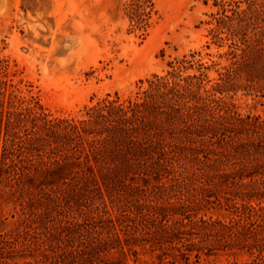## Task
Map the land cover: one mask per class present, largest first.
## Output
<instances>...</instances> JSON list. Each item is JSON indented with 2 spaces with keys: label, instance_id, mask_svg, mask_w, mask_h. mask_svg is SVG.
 <instances>
[{
  "label": "trees",
  "instance_id": "16d2710c",
  "mask_svg": "<svg viewBox=\"0 0 264 264\" xmlns=\"http://www.w3.org/2000/svg\"><path fill=\"white\" fill-rule=\"evenodd\" d=\"M212 1L229 62L215 80L218 64L184 58L75 118L0 78V209H18L0 264H127L141 251L159 264H264V110L235 102L264 107V0ZM153 9L130 0L127 15L143 30Z\"/></svg>",
  "mask_w": 264,
  "mask_h": 264
},
{
  "label": "rangeland",
  "instance_id": "374dc122",
  "mask_svg": "<svg viewBox=\"0 0 264 264\" xmlns=\"http://www.w3.org/2000/svg\"><path fill=\"white\" fill-rule=\"evenodd\" d=\"M129 4L130 0H0V78L14 87L9 90L37 98L54 116L79 118L86 107L108 96L135 97L146 81L165 76L171 64L184 58L218 64L210 71L212 80L229 64L219 58L228 51V43H218L211 33L212 15L219 11L212 0H154L143 30L130 21ZM235 102L242 114L264 110L243 93ZM0 211V230L12 228L18 209L4 200ZM234 260L246 261L248 256H221L203 263ZM127 264L159 261L141 251L137 261L130 258Z\"/></svg>",
  "mask_w": 264,
  "mask_h": 264
}]
</instances>
